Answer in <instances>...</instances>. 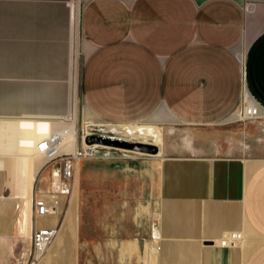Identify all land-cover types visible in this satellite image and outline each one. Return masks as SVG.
Instances as JSON below:
<instances>
[{
  "label": "crops",
  "instance_id": "1",
  "mask_svg": "<svg viewBox=\"0 0 264 264\" xmlns=\"http://www.w3.org/2000/svg\"><path fill=\"white\" fill-rule=\"evenodd\" d=\"M0 84V117L64 114L82 84L94 116L121 120L133 84L150 107L132 122L157 113L229 121L251 97L264 108V0H0ZM182 147L79 160L77 185L94 192L78 246L74 237L62 247L71 264L77 247L86 264H264V160ZM13 196L0 197V234L28 243L32 226L18 229ZM77 205L79 213V193ZM229 229L245 242L211 243ZM14 252L0 238V264Z\"/></svg>",
  "mask_w": 264,
  "mask_h": 264
},
{
  "label": "rangeland",
  "instance_id": "2",
  "mask_svg": "<svg viewBox=\"0 0 264 264\" xmlns=\"http://www.w3.org/2000/svg\"><path fill=\"white\" fill-rule=\"evenodd\" d=\"M6 84H0V89L5 88ZM82 84H77L76 89V103L73 109V105L71 104V108L69 111L64 112V114H36L29 116H43V117H64V120H60V125L57 126L56 129H76L78 136V145H82L84 143V139L88 140L100 141L103 144L96 143L99 146L98 156H104L108 153H116L124 156L128 155H143V156H154V154H146L145 152H140L133 150L134 148L118 144L116 142L103 139V137H107L109 134L114 136H108L114 139H125L130 142H142V143H151L155 144L164 152H170V154H176L178 150H181L184 144L187 145H209L212 147V150H216V153L213 155H221V156H238V157H247L249 159L259 158L264 160V116L258 118L257 120L250 119H236L231 117V112L229 116V121L225 122H206L203 124L198 123H187L183 121L176 122L174 121H158L152 122L149 119L142 122H132V121H141L146 119L148 116L145 114L142 108H148L150 106H142L138 104L134 95L133 84H130L128 88V99L126 105V114L125 117L121 120H101L97 119L96 116L92 114L89 110V106L86 104L85 100H83L82 96ZM253 101H256L255 98L251 97ZM257 102V101H256ZM25 115V114H23ZM28 115V114H26ZM19 116V115H16ZM10 116H1L0 117V144L6 141L5 135H7L6 130H10L9 124L5 120ZM12 117V116H11ZM5 119V120H4ZM59 121V120H57ZM101 121H106V123H101ZM128 121V122H127ZM131 121V122H130ZM89 123H93L90 125ZM90 126H94V129L91 130ZM88 131H93L92 134L89 135H98L101 136V139H94L85 137V134ZM87 140V141H88ZM107 144V145H104ZM71 145L74 147L71 148ZM68 151L74 150L76 145L71 144ZM121 145V146H118ZM1 146V145H0ZM209 147V148H210ZM72 150V151H73ZM158 150L153 153H157ZM111 151V152H110ZM135 151V152H134ZM0 197L4 195H14L11 200V209L10 213L12 216H16L18 212V195L16 194V189L19 187V184H16V176L13 170V160L17 156L11 152H3L0 151ZM140 152V153H139ZM8 153V154H7ZM84 158H93V157H84ZM82 159V158H81ZM80 159V160H81ZM12 160V161H11ZM45 157L43 159L42 165L45 162ZM41 165V167H42ZM79 160L76 163L74 173V189L71 196L64 195L63 196V212L62 216H58V218L62 219L61 229L53 243L54 246L58 243L59 247L62 248L66 244L67 239L72 238L74 240L77 239V246L79 243V231L85 225L87 220L86 209L88 208V204L90 201L87 200L89 195L94 192L93 190H89L86 181L81 180L79 185H77V177L79 175ZM51 165H46L40 171V174L36 176L37 179H40V184L42 180H44V184H50L51 181ZM45 178V179H44ZM36 180L34 187H36ZM79 193V213H78V205H77V196ZM16 196V198H15ZM17 199V200H15ZM3 207V206H2ZM0 208V210L5 211V208ZM20 211V210H19ZM79 223V224H78ZM78 227V233L76 237V230ZM19 231V230H18ZM18 233V232H17ZM4 238L6 245L9 246L10 243H14L15 252L12 257L6 261H3V264H31L27 262V253L30 246V238L28 243L24 241V238L13 235L9 238L7 236H3L0 234V238ZM27 243V245H26ZM26 245V246H25ZM52 246V244H51ZM50 246V247H51ZM45 253L43 258L37 262L36 264H48V258L51 249ZM50 250V251H49ZM68 250V253L70 254ZM75 252V251H73ZM54 254V253H53ZM81 249L77 247V258L74 264H86L83 259H81ZM55 255L60 254L57 252ZM65 264H71L72 259L67 258Z\"/></svg>",
  "mask_w": 264,
  "mask_h": 264
},
{
  "label": "built area",
  "instance_id": "3",
  "mask_svg": "<svg viewBox=\"0 0 264 264\" xmlns=\"http://www.w3.org/2000/svg\"><path fill=\"white\" fill-rule=\"evenodd\" d=\"M261 104L253 100H244L232 113L236 119H257L264 115L261 109ZM93 125V123H89ZM91 130L94 126H90ZM93 131H88L85 137L92 134ZM114 136V135H108ZM107 136V137H108ZM60 137V131L54 130L52 135L41 139L38 142V150L44 154L50 153L45 160L37 176L40 174L42 168L46 165L52 164L51 181L50 184L45 183L40 179H35L36 187H34L33 195V212H32V230L30 235V246L27 253V262L36 264L39 262L49 246L57 237L61 226L62 219L56 225L43 223L42 217L46 215H60L63 212V196H71L74 189V173L75 166L78 160L84 157L98 156L100 151L99 146L95 142L87 138L84 139L82 145H77L73 151L55 149V141ZM45 179V178H44ZM153 236L158 238L159 233L156 231ZM245 239V234L241 229L226 230L218 240H212L211 243L219 244L221 246H240Z\"/></svg>",
  "mask_w": 264,
  "mask_h": 264
},
{
  "label": "bare ground",
  "instance_id": "4",
  "mask_svg": "<svg viewBox=\"0 0 264 264\" xmlns=\"http://www.w3.org/2000/svg\"><path fill=\"white\" fill-rule=\"evenodd\" d=\"M75 101L76 100L74 99L73 104H72L73 109L75 107ZM261 109L264 112V108L261 107ZM60 120H64V117H57V116L56 117H43L40 115L29 116L26 114L19 115V116H12V117L10 116L5 120L7 122L5 124L7 125L9 124L10 130H6L8 132L7 135H5L6 141L0 144L1 145L0 151H3L4 153L11 152L17 155L13 160V170L16 176L15 178L16 184H19V187L16 189L17 190L16 194L18 195V201H17L18 209L21 212V222H20V227L18 228L20 232H22L23 230L29 231L32 226L31 219H32V212H33L32 204H33L35 179H36V176L39 170L41 169V165H42L44 157L45 159H47L50 155V153L44 154L38 150V147H37L38 142L43 138L51 136L53 131L56 130L57 126L60 125V122H61ZM161 120H163V118L162 116H160V113L155 114L149 119V121H152V122H158ZM171 121H174V120L171 119ZM101 123H106V121H101ZM59 131H60V137L58 140L55 141V146H54L56 150L58 151L69 150L72 147H74L71 144H75L77 147L78 136L76 134L77 133L76 129L74 128L73 129L72 128L62 129ZM108 138H111V137H108ZM117 140H125V139H117ZM94 142L103 144L100 141H94ZM70 145H71V148H69ZM104 145H107V144H104ZM118 146H121V145H118ZM133 150L145 152L146 154H151V155L152 154L156 155L158 153L159 155L163 154V151L160 148L157 153H153L152 151H148L142 148H134ZM76 169L77 168H75V170ZM46 216H54V215H46ZM46 216H43L42 218ZM245 240H246V236L243 242H245ZM53 243H52V252L54 254L58 252L60 256L62 255V260L60 261V264H65L64 260H66L65 258H67V255L69 254L68 251L60 248L58 243L53 248Z\"/></svg>",
  "mask_w": 264,
  "mask_h": 264
},
{
  "label": "water",
  "instance_id": "5",
  "mask_svg": "<svg viewBox=\"0 0 264 264\" xmlns=\"http://www.w3.org/2000/svg\"><path fill=\"white\" fill-rule=\"evenodd\" d=\"M88 138H94V139H101V136L98 135H89ZM103 139L110 140L113 142H116L121 145L129 146V147H134V148H142L148 151H157L158 147L155 144L151 143H141V142H129L127 140H117V139H112L108 137H103Z\"/></svg>",
  "mask_w": 264,
  "mask_h": 264
}]
</instances>
